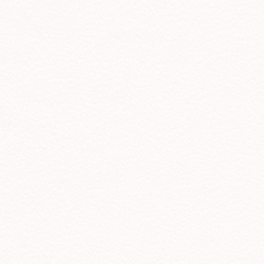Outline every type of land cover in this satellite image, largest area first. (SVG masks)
I'll list each match as a JSON object with an SVG mask.
<instances>
[{
    "label": "snow or ice",
    "instance_id": "obj_1",
    "mask_svg": "<svg viewBox=\"0 0 264 264\" xmlns=\"http://www.w3.org/2000/svg\"><path fill=\"white\" fill-rule=\"evenodd\" d=\"M0 264H264V0H0Z\"/></svg>",
    "mask_w": 264,
    "mask_h": 264
}]
</instances>
